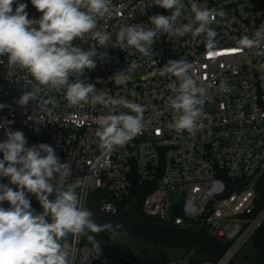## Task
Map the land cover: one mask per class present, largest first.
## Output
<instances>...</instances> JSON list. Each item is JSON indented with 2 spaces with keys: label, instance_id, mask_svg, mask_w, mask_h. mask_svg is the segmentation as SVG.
<instances>
[{
  "label": "built area",
  "instance_id": "built-area-1",
  "mask_svg": "<svg viewBox=\"0 0 264 264\" xmlns=\"http://www.w3.org/2000/svg\"><path fill=\"white\" fill-rule=\"evenodd\" d=\"M17 2L27 4L30 19L42 15L31 0ZM195 2L224 13L209 25L216 32L212 47L206 34L193 37L191 33L179 39L158 35L148 57L132 47L112 46L121 26L152 27L149 17L171 14V10L155 5V0H112L118 13L97 18L98 27L111 36L107 48L90 37L73 41L83 50L96 45L98 52L107 53L103 59L94 57L96 68L85 69L80 79L95 85L96 93L140 104L144 108L141 134L110 150L101 147L97 119L108 114L109 107L100 103L71 105L63 89L51 90L34 81L28 85L26 78L31 77L18 66L10 68L5 55L0 56V104L5 105L0 109V142L7 139L8 130H18L29 146H52L60 161L70 164L71 175L57 174L51 183L67 188L79 180L77 193L85 207L96 203L133 213L138 201L131 198L133 190L136 185L143 187L147 194L141 208L147 218L182 229L205 230L224 244L227 253L219 264H225L235 259L264 223V208L254 215L258 184L264 177V70L258 67L264 58L237 45L241 37L251 36L264 25V0ZM183 3L180 22L196 27L191 0ZM169 60L192 64L199 83L207 89L194 134L170 127L173 112L168 97L173 93L169 85L176 78L159 74ZM133 62L137 67L129 71ZM77 78L73 74L69 82ZM222 82L229 91H219ZM33 87L38 89L36 100L21 106L20 97ZM49 98L55 103H45ZM120 112L130 110L118 107L116 114ZM0 184H9V179L0 177ZM94 193L97 202L90 200ZM28 195L39 202L35 195ZM53 195L55 192L50 197ZM0 206L9 207L6 201ZM61 244L69 264H214L207 258L198 263L201 255L192 249L170 263L142 261L87 246L83 234H71Z\"/></svg>",
  "mask_w": 264,
  "mask_h": 264
},
{
  "label": "clouds",
  "instance_id": "clouds-1",
  "mask_svg": "<svg viewBox=\"0 0 264 264\" xmlns=\"http://www.w3.org/2000/svg\"><path fill=\"white\" fill-rule=\"evenodd\" d=\"M31 4L42 13L39 19L28 17L25 3L0 0V56H7L9 67L25 70L31 77L30 80L26 78L28 85L34 81L51 90H65V98L71 105L100 103L109 107V113L97 119L96 135L101 147L110 150L141 134L144 108L140 104L96 93L95 85L80 79L85 69L96 68L94 57L103 59L107 53L98 52L96 45L83 50L74 46L73 41L90 37L101 47L109 46L111 36L98 27L97 18L118 13L112 0H31ZM155 5L171 10V14L149 17L152 27L121 26L112 46L124 50L132 47L148 57L158 35L179 39L189 33L193 37L206 34L209 47L214 45L216 32L209 25L217 15H224L222 11L203 8L191 0V12L197 25L194 27L191 22H180L185 7L183 0H155ZM237 45L241 50L264 58V25L251 36L241 37ZM136 67L133 62L129 71ZM258 67L264 70V63ZM122 72L115 76L119 77ZM73 74L78 78L70 83ZM159 74H171L176 78L169 85L173 93L168 97L173 112L170 127L177 132L194 134L203 115L207 89L199 83L193 65L188 62L169 60L159 69ZM229 90L225 83L220 84L219 91ZM37 92L33 87L18 103L26 106L30 100H36ZM45 103L55 101L49 98ZM4 107L0 104V109ZM118 107L128 108L130 112L116 114ZM6 136L7 139L0 142V153H3L0 177H7L9 184L16 188L0 184V205L5 201L9 205L7 208L0 206V264H69L60 241L68 234L80 235L86 230L99 233L104 226L95 222V213L82 205L77 193L79 180L67 188L51 183L57 174L65 178L71 175L70 164L62 163L52 146L44 143L29 146L24 133L18 130H8ZM54 192L55 198L50 199ZM28 193L38 199L42 209L39 213L31 208ZM88 240L99 249L100 244L94 236H88Z\"/></svg>",
  "mask_w": 264,
  "mask_h": 264
},
{
  "label": "water",
  "instance_id": "water-1",
  "mask_svg": "<svg viewBox=\"0 0 264 264\" xmlns=\"http://www.w3.org/2000/svg\"><path fill=\"white\" fill-rule=\"evenodd\" d=\"M95 213L93 220L115 232L125 233L133 239L143 241L158 249L176 251L194 250L214 264L222 262L227 250L217 238L210 236L205 230L182 229L172 225H164L155 221L144 220L125 209H106L105 207L89 203L87 206ZM225 264H238L236 259H230Z\"/></svg>",
  "mask_w": 264,
  "mask_h": 264
},
{
  "label": "trees",
  "instance_id": "trees-1",
  "mask_svg": "<svg viewBox=\"0 0 264 264\" xmlns=\"http://www.w3.org/2000/svg\"><path fill=\"white\" fill-rule=\"evenodd\" d=\"M143 187H140L139 185H136L135 189L133 190L132 199H137V205H136V209L133 211V213L144 219V220H149L152 221L151 219L147 218L143 213H142V204L143 201L145 199L146 196V192H144ZM257 199H256V210L254 215L259 214V212L264 208V177L260 180L259 184H258V188H257ZM28 199L31 201V208L33 210H35L36 213H39L40 211H42L41 209V205L39 202H34L32 201V199L30 198V196L27 194ZM50 199H54L55 195H53L52 197H49ZM90 200L93 202H97V194L94 193L90 196ZM50 219V217H49ZM114 232L112 229L104 227L103 231L99 232V233H92L89 232L88 230L85 231V233L83 234V243L87 246H90L92 248H96L94 246L93 243H90L88 240V236H94L95 240L100 244L99 249H103L106 250L109 246V238H110V234ZM71 234H68L65 238H63L61 242L70 239ZM143 242V241H142ZM250 245L252 246V250L254 252V254L257 257V260L260 262H264V223L262 224V226L256 231V233L254 234L252 241L250 243ZM171 250V249H169ZM176 251V250H175ZM179 252H183V255L185 254V251H179ZM182 255V256H183ZM198 263H202L204 261H206V257L201 256L198 259Z\"/></svg>",
  "mask_w": 264,
  "mask_h": 264
},
{
  "label": "rangeland",
  "instance_id": "rangeland-1",
  "mask_svg": "<svg viewBox=\"0 0 264 264\" xmlns=\"http://www.w3.org/2000/svg\"><path fill=\"white\" fill-rule=\"evenodd\" d=\"M175 197L173 196V199ZM250 243L246 244L235 257L238 264H264V262L257 260ZM107 250L142 261L155 260L163 263L174 262L183 255V252L169 249H158L156 252H152L153 247L150 244L133 239L125 233L115 231L110 234Z\"/></svg>",
  "mask_w": 264,
  "mask_h": 264
}]
</instances>
